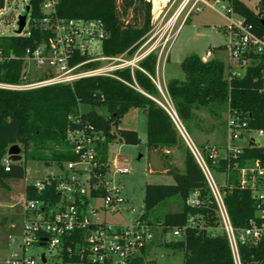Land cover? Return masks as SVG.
Instances as JSON below:
<instances>
[{
	"label": "trees",
	"instance_id": "1",
	"mask_svg": "<svg viewBox=\"0 0 264 264\" xmlns=\"http://www.w3.org/2000/svg\"><path fill=\"white\" fill-rule=\"evenodd\" d=\"M232 11L239 16L244 26L259 40L264 41V0H259L251 9L240 0H227ZM42 0H28V24L25 35H0V84L17 85L22 80L23 56L46 39L47 33L40 27ZM4 0H0V13ZM57 17L64 19L100 20L106 37L102 43V54L108 57L124 52L130 56L141 44L150 28V6L144 0H58L55 5ZM26 14V13H25ZM225 46L216 50H224ZM249 65L242 76L224 75V65L217 59L202 61L197 55L181 60L179 69L183 79H169L165 94L184 128L190 142L201 154L209 171L226 175V185L221 188L223 202L234 229H241L254 216L255 205L247 190L238 188L237 169L247 160L264 163V143H249L240 153L232 157H213L219 151L216 142L197 146L188 134L187 124L195 121L198 128L203 120L219 124L214 130L217 139L226 140L228 116L236 119L238 126L245 124L243 133L261 131L264 141V48L249 55ZM157 57L154 53L138 63L139 69H123L114 73L115 78L90 77L72 84L46 86L32 90L12 91L0 88V181L22 178L28 161L42 162L57 167L76 162L78 157L68 145V133L76 130L95 132L102 137L97 143L99 162H107L106 146L118 138L126 145H137L138 135L132 130L118 129L120 120L131 109H141L146 117L145 146L148 154L158 151L164 171L173 180L171 185H146L143 194V209L140 219L153 226L151 212L158 205L178 199L181 208L163 216L158 226L162 231L180 229L188 217L199 216L203 228L187 227L181 239L165 247L180 250L182 264H233L226 236L222 232H210L216 227L214 204L204 176L192 153L178 133L166 108L159 102L158 89L153 80L156 76ZM80 106L86 107L81 110ZM103 108L107 117L96 111ZM201 116V117H200ZM204 116V117H202ZM205 118V119H204ZM212 128V125L210 126ZM116 128V132L112 129ZM242 133L239 137H242ZM214 141V140H213ZM12 145L21 146V159L9 163L5 171L1 159ZM178 150L182 154V171L163 161L165 152ZM104 173V167L97 170ZM197 192L199 206L190 207L186 200ZM26 200H43L53 203L58 200L53 186L37 192L30 185L24 189ZM93 196L104 192L92 193ZM73 248V243H67ZM242 264H250L255 250L248 245H239ZM145 253L131 264H155L146 260ZM52 264H89L72 253L62 252Z\"/></svg>",
	"mask_w": 264,
	"mask_h": 264
},
{
	"label": "built area",
	"instance_id": "2",
	"mask_svg": "<svg viewBox=\"0 0 264 264\" xmlns=\"http://www.w3.org/2000/svg\"><path fill=\"white\" fill-rule=\"evenodd\" d=\"M20 1L27 6L28 0ZM57 1L42 0L40 27L47 33V37L34 47L27 48L22 58L23 62H29L41 70L40 76L29 78V73L23 71L19 84H0L1 89L25 91L53 85H70L83 78H115L114 73L123 69L132 72L133 69H139L138 63L141 60L159 47L160 56L165 43L172 37L170 42L174 40L191 15L203 8L214 10L220 1L226 2V5H220L219 9L220 15L226 21L228 41L225 48L229 56L239 61L241 65L248 64L250 63L248 56L257 54L264 48V41L251 34L249 28L244 26L243 20L232 11L227 0H144L150 6V28L141 39V44L130 56L124 52L108 57L103 55L101 50L106 37L103 23L100 20L59 18L55 13ZM240 1L244 4L248 2L257 4L259 0ZM6 2L7 0H4V7ZM25 32L22 31L20 35H25ZM210 56V50H207L205 56L200 59L206 61ZM156 86L159 88V85ZM167 112L181 137L186 139L187 135L176 119L174 111L168 107ZM244 127L245 124L238 126L236 119L228 116L226 141L240 138L241 133L244 137L247 134L241 130ZM255 133L258 137H263L261 131ZM67 141L78 160L64 163L60 168L55 166L59 170L63 169L61 175L50 174L28 183L37 192L53 186L58 200L51 204L43 200H26L25 193L23 194L21 232L19 240H14L18 243V252L10 255L1 264H52L48 262L46 253L50 259L58 260L62 252H66L68 256L73 253L79 260H85L89 264H131L133 260L146 254L147 249L153 247L152 241L158 228L147 224L139 216L126 225L113 226L90 222L86 214L90 199H101L103 209L109 212H114L116 206L122 203L118 188L110 187L111 175L128 174V159L117 154L111 159L107 158L105 164L100 163L97 143L102 141V137L95 132L85 133L83 130H76L68 133ZM187 142L204 176L214 204L216 227L207 230L225 234L233 264H242L239 245H248L255 250L250 264H264V163L247 160L237 169L238 188L250 193L255 211L245 228L234 229L223 202L224 194L221 191L223 186L215 183L199 151L190 141ZM249 143L254 144L252 140H248L247 145ZM241 149L242 147L225 146L223 157L227 153L235 157ZM217 152L212 151V156L217 158ZM9 163L11 161L6 152L1 159L5 171L9 170ZM101 167L105 169L103 174L97 172ZM102 191L104 195L98 197L92 194ZM197 196V192L191 193L185 202L186 205L199 206ZM89 210L91 213L96 212V209ZM187 227L202 229V218L188 217L184 227L168 232L171 237L181 239ZM68 242L73 243V248L67 244ZM38 247L43 249L41 254L35 256L25 253ZM42 256L44 263L41 261Z\"/></svg>",
	"mask_w": 264,
	"mask_h": 264
},
{
	"label": "rangeland",
	"instance_id": "3",
	"mask_svg": "<svg viewBox=\"0 0 264 264\" xmlns=\"http://www.w3.org/2000/svg\"><path fill=\"white\" fill-rule=\"evenodd\" d=\"M223 4L226 5V2L220 1V4L214 7V10L203 8L200 12L191 15L175 36L174 40L170 42L173 39L172 37L165 43V47L160 56L158 53V50L160 52V47L154 51L156 57L159 56L156 65L158 68V80L160 85L157 82L156 76L153 80L155 86L159 85V88L156 86L159 93L158 104L167 110L168 107L171 109L172 107L166 97L162 82L170 78L183 79V74L177 63L178 60H182L191 55H197L201 58L205 56L207 50H210V57L223 63L224 75L227 76V74L230 73L237 77L242 76L246 67L249 65V63L241 65L239 61L231 58L226 48L224 50H216L218 47L225 46L228 41V36L225 31L226 21L220 15L221 12L219 9V6ZM246 5L255 11L259 9V6H255L256 4L251 2L246 3ZM25 7L26 6H24L20 0L19 2L18 0H7L6 6L0 15V35H15V31L17 30V17L25 14ZM27 24L28 17L26 14V26L23 32L26 31ZM168 56L169 63L167 64L166 70L165 72H161L160 69L164 63V59ZM23 71L29 73V78H35L41 74V70L35 68L34 65L29 62H24ZM80 109L85 110L86 107L80 106ZM96 111L102 117H107V113L103 108H98ZM211 125L212 128L210 127ZM186 126L189 136L197 146L207 142L210 136L214 137L216 135L214 130L219 131L220 127L219 124L215 122L212 123L208 119L199 123L198 128L200 131H198L197 126H195V121L189 122ZM117 128L135 131L139 138L137 145H126L121 143L118 138H115L106 146V155L108 159H111L117 154L128 159L129 173L125 175H111L112 181L110 183V187L115 186L118 188L119 196L123 201L116 206L114 212H109V210L103 209L101 199H90L86 214L89 221L93 223L123 226L142 213L143 194L146 185H171L173 184V180L165 171L152 172L149 169V154L145 146L146 117L141 109H131L120 120ZM112 131L116 132V128H113ZM185 138L187 141H191L188 137L185 136ZM213 140L212 142L218 143L221 147L217 152L218 157L224 156L225 146L241 148L247 145L248 140H252L254 145H262L264 143L263 139L258 137L255 132L245 134L244 137L236 138L233 141H223L221 137L219 139L214 137ZM17 147L19 148V155L21 157V146L17 145ZM167 152L169 153L165 152L166 157H164L163 161L182 171L181 152L175 149ZM62 173L63 169L59 170L55 165H45L42 162L28 161L22 178L5 179L2 181L4 186L0 187V264L10 255L18 252V243L14 240H19L20 237L22 226V201L25 186L47 175H61ZM211 176L218 186H224L226 184V177L224 174L211 171ZM180 208L181 202L178 199H172L158 205L152 210L150 220L154 224L153 227L158 229H156L157 232L152 241L153 247L147 249V253L144 255L146 260L153 261L156 264H182V252L180 250L165 247V244L174 243L179 239L171 237L168 231H162V228L158 226L165 214L178 211ZM89 209H96V212L91 213ZM42 252L43 249L39 247L25 251L26 254H34L35 256ZM46 257L49 263L58 261L57 259H50L48 253H46Z\"/></svg>",
	"mask_w": 264,
	"mask_h": 264
},
{
	"label": "water",
	"instance_id": "4",
	"mask_svg": "<svg viewBox=\"0 0 264 264\" xmlns=\"http://www.w3.org/2000/svg\"><path fill=\"white\" fill-rule=\"evenodd\" d=\"M29 11L28 6L25 7L24 12L27 14ZM26 14L24 15H20L17 17V21H16V26H17V30L15 31L16 35H20L22 33V31L25 28L26 25ZM261 23L264 27V18L261 20ZM184 139V138H183ZM184 142L186 144V146L189 149V145L186 139H184ZM7 154L9 156V159L11 162H17L21 159L20 155H19V148L17 147V145H12L8 148L7 150ZM148 164H149V168L152 172H162L164 171V166L162 164L161 161V156L159 154L158 151H154L152 153L149 154L148 157ZM60 168V166H59ZM4 185L2 184V182L0 181V187H3ZM42 263H44V258L42 256Z\"/></svg>",
	"mask_w": 264,
	"mask_h": 264
},
{
	"label": "crops",
	"instance_id": "5",
	"mask_svg": "<svg viewBox=\"0 0 264 264\" xmlns=\"http://www.w3.org/2000/svg\"><path fill=\"white\" fill-rule=\"evenodd\" d=\"M170 46V45H169ZM169 46H168V49H169ZM167 53H168V50H167ZM209 59H211V57L210 58H206V60H209ZM180 62H181V60H178V66H179V64H180ZM169 63V56L166 58V59H164V63L162 64V67H161V72H165V70H166V67H167V64ZM158 76H159V73H158V68H157V65H156V79H157V82L159 83V80H158ZM171 79V78H170ZM169 80V79H168ZM168 80H165V81H163L162 82V87H163V89H164V91H165V85H166V82L168 81ZM178 80H180V79H178ZM182 80V79H181ZM159 85H160V83H159ZM142 113L143 114H145L144 113V111L142 110ZM213 139H214V137L213 136H210V142H212L213 141ZM208 140V141H209ZM204 143H207V142H204ZM203 143V144H204ZM166 153H169V152H166ZM150 169V168H149ZM179 169V168H178ZM147 253V252H146ZM156 264V263H155Z\"/></svg>",
	"mask_w": 264,
	"mask_h": 264
}]
</instances>
